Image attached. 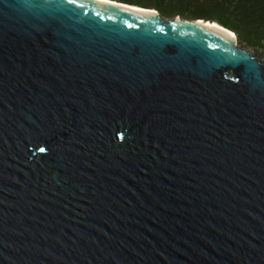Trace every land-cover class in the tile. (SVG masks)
Instances as JSON below:
<instances>
[{
	"label": "water",
	"instance_id": "obj_1",
	"mask_svg": "<svg viewBox=\"0 0 264 264\" xmlns=\"http://www.w3.org/2000/svg\"><path fill=\"white\" fill-rule=\"evenodd\" d=\"M198 20L0 0V264H264V61Z\"/></svg>",
	"mask_w": 264,
	"mask_h": 264
},
{
	"label": "trees",
	"instance_id": "obj_2",
	"mask_svg": "<svg viewBox=\"0 0 264 264\" xmlns=\"http://www.w3.org/2000/svg\"><path fill=\"white\" fill-rule=\"evenodd\" d=\"M157 9L163 15L216 21L240 43L264 47V0H116Z\"/></svg>",
	"mask_w": 264,
	"mask_h": 264
},
{
	"label": "bare ground",
	"instance_id": "obj_3",
	"mask_svg": "<svg viewBox=\"0 0 264 264\" xmlns=\"http://www.w3.org/2000/svg\"><path fill=\"white\" fill-rule=\"evenodd\" d=\"M103 3H107L109 5H115V6H119V7H126V8H131V9H136L138 11H143L149 14H159L158 10L153 9V8H145V7H140V6H131L125 2H121V1H116V0H97ZM206 21V22H205ZM198 23H205V25L212 27V29H214L215 31L220 32L221 34H225L229 37H232L233 39H236V36L234 35V33L232 31H229L227 29H225V27L221 26L220 24H218L215 21H211V20H198Z\"/></svg>",
	"mask_w": 264,
	"mask_h": 264
},
{
	"label": "rangeland",
	"instance_id": "obj_4",
	"mask_svg": "<svg viewBox=\"0 0 264 264\" xmlns=\"http://www.w3.org/2000/svg\"><path fill=\"white\" fill-rule=\"evenodd\" d=\"M160 14H162L160 11H158ZM163 15V14H162ZM176 15H180L181 17H184L183 15H181V14H176ZM176 15H174V16H176ZM164 17H166V18H172V17H168V16H165V15H163ZM173 16V17H174ZM186 17V16H185ZM237 43L239 44V45H243L244 47H247L248 49H250V50H255V51H257L258 53H259V55H260V58H261V60L262 61H264V47H252V46H246V45H244V44H242V43H240L239 41H238V39H237Z\"/></svg>",
	"mask_w": 264,
	"mask_h": 264
},
{
	"label": "snow or ice",
	"instance_id": "obj_5",
	"mask_svg": "<svg viewBox=\"0 0 264 264\" xmlns=\"http://www.w3.org/2000/svg\"><path fill=\"white\" fill-rule=\"evenodd\" d=\"M68 3H74V0H67ZM41 152L45 151V149L41 148L40 149Z\"/></svg>",
	"mask_w": 264,
	"mask_h": 264
}]
</instances>
